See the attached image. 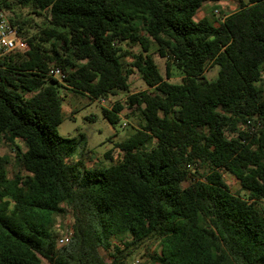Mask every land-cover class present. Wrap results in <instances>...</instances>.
I'll return each instance as SVG.
<instances>
[{
	"label": "trees",
	"instance_id": "16d2710c",
	"mask_svg": "<svg viewBox=\"0 0 264 264\" xmlns=\"http://www.w3.org/2000/svg\"><path fill=\"white\" fill-rule=\"evenodd\" d=\"M220 1L0 0L43 24L27 37L22 16L9 15L27 50L0 59V146H23L11 175L0 155V264H128L142 247L141 264H264V0L195 20ZM135 71L146 89L132 92ZM59 88L108 101L111 125L125 109L137 116L104 154L109 166L64 163L77 142L57 134ZM67 215L59 246L51 223Z\"/></svg>",
	"mask_w": 264,
	"mask_h": 264
},
{
	"label": "rangeland",
	"instance_id": "374dc122",
	"mask_svg": "<svg viewBox=\"0 0 264 264\" xmlns=\"http://www.w3.org/2000/svg\"><path fill=\"white\" fill-rule=\"evenodd\" d=\"M13 1V0H10ZM229 1V0H226ZM220 7L217 3H206L200 11L195 15V20H199L203 17H207L212 20L210 10L216 7ZM224 13H230L224 10ZM12 17V14L21 15L22 19L26 22L23 32L27 37H31L37 34L42 28V19L32 11L19 10L14 8L13 13L8 12ZM214 19H221L222 16L214 13ZM220 21V20H219ZM138 47H133L131 52L138 53ZM154 48H151V52ZM155 62L160 70L161 75L165 76L164 60L159 59L154 54ZM170 82L179 83L181 73L173 69L171 71ZM207 79H214L217 77V69H210L206 74ZM130 91L136 92L146 89L145 84L141 80L139 74L135 71L133 75L129 77ZM59 95L61 97V109L63 120L57 128V134L66 140H74L77 144L74 147L73 154L65 158L64 163L75 169L77 173H82L85 169L100 166H109L110 162L104 159V154L110 150L114 143H120L129 137L136 127L138 118L128 110H123L119 121L111 125L102 115V108L109 109L112 104L108 101L104 103L93 100L86 94L74 93L63 88H59ZM124 99L123 92H118L117 96L112 97V102L121 101ZM125 124V126H123ZM83 136V140H79ZM79 141V142H78ZM18 146L23 150V146L20 142L13 141L11 146L3 142L0 146V155L9 159V164H6L5 168L9 175L17 171V165L15 159V147ZM224 181L229 187L232 193L239 191L238 182L229 174L223 175ZM72 224V218L70 215L65 217H54L51 223V230L59 237L69 234L70 226ZM70 235V234H69ZM149 252L154 249L153 245L149 248ZM100 254L106 259V254L99 249ZM143 255H145V248L136 249L132 252L130 261L128 264L143 262ZM46 264V262H44Z\"/></svg>",
	"mask_w": 264,
	"mask_h": 264
},
{
	"label": "built area",
	"instance_id": "2783aa9c",
	"mask_svg": "<svg viewBox=\"0 0 264 264\" xmlns=\"http://www.w3.org/2000/svg\"><path fill=\"white\" fill-rule=\"evenodd\" d=\"M216 13V12H215ZM27 50V44L23 41L18 27L11 24L7 12L2 8L0 4V59L14 54L22 53ZM47 76L59 83H63L65 78L64 73L58 67H51L48 70ZM100 102L104 103V100ZM125 126V124H123ZM70 240V235L65 234L58 240L59 246L66 245ZM134 264H139L138 262Z\"/></svg>",
	"mask_w": 264,
	"mask_h": 264
},
{
	"label": "crops",
	"instance_id": "0c3cea01",
	"mask_svg": "<svg viewBox=\"0 0 264 264\" xmlns=\"http://www.w3.org/2000/svg\"><path fill=\"white\" fill-rule=\"evenodd\" d=\"M241 1L243 3H247L248 0H241ZM218 5L220 7L217 6L216 8H213V9L218 15H221L222 18H224V16L229 15L230 13H233V12L237 11V9H238V0H229V1L221 0L220 2H218ZM213 9H211V10H213ZM211 10H210V12H211ZM224 10H226V11H228L230 13L226 14V13H224ZM222 18L218 19V20H222Z\"/></svg>",
	"mask_w": 264,
	"mask_h": 264
}]
</instances>
